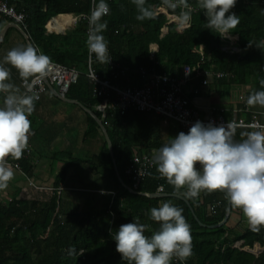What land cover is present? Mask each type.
Listing matches in <instances>:
<instances>
[{"label":"trees","instance_id":"16d2710c","mask_svg":"<svg viewBox=\"0 0 264 264\" xmlns=\"http://www.w3.org/2000/svg\"><path fill=\"white\" fill-rule=\"evenodd\" d=\"M106 2L110 13L103 18L108 24L103 35L108 41L112 61L118 63L124 72L122 86L128 85L132 79L134 86L140 82L145 86L147 82L139 75L140 68H144L148 74L170 76L178 75L185 64L200 70L229 72L232 75L226 81L229 86L246 88L245 95L238 93V97H242L241 101L238 98L239 111H251L246 103L247 96L253 91H264L259 83L264 79V50L254 46V42L264 40V0H237L230 13L240 17V24L229 35L237 37L232 42L208 29L207 18L198 8L192 13L190 26L177 31L175 25L170 23L167 32L160 37L165 24L163 15L138 21L131 0ZM189 3L195 7L197 0H189ZM147 4L156 7L162 5V0H147ZM92 5L94 0H19L16 5L18 10L27 14L23 32L29 35L31 44L38 46L51 61L79 71L78 82L80 78L85 80L87 93L82 104L101 120L111 141L113 157L102 131L95 120L86 114L87 128L83 137L91 138L92 134L98 133L102 138V149L88 160L72 158L65 162L52 181V196L47 200H23L19 198L22 187L11 183L7 189L0 190V264H127L116 251L115 233L121 225L138 218L141 223L150 225V230L145 232L150 237L160 227L159 223L151 220L150 209L165 202L183 209L182 214L191 228L193 245L191 257L182 262L173 258L171 264H264V250L261 251L264 248V227L253 231L240 209L230 206L226 222L220 227L209 228L224 219L227 210L225 193L201 192L195 199H185L188 206L175 194L173 186L156 172L155 164L135 186L132 176L127 173L130 166L137 167L133 157L148 155V150L153 151L168 142L164 140L158 124L170 119L153 111L131 109L120 115L111 107L105 111L99 110L97 106L101 99L93 95V85L85 76L89 57L87 22L80 19L75 27L64 34L46 33L45 27L51 17L59 14L84 15ZM121 5L124 6L123 10ZM168 11L173 14L172 10ZM178 12L179 9L176 10ZM154 42L158 50L153 57H149V45ZM249 44L253 46L249 47ZM230 45L237 47L238 52L223 50V47ZM91 67L100 77L111 79L108 65L99 63L93 54ZM198 82L200 84L199 80L194 81L195 84ZM243 107H247V111ZM247 115L245 120L249 121L251 116ZM179 129L178 126V132ZM247 130L236 129L235 140L245 139ZM35 160L37 162L38 159ZM9 161L19 163L21 172L15 171L24 174V179L30 180L34 175L37 166L31 147L29 156L24 153L20 160L9 158ZM81 163L88 164L93 170H103L116 183L117 189L111 194L105 208L83 211L79 199L62 204V184L67 169L70 165ZM86 190L82 188L81 192ZM153 194L163 196L149 197ZM255 245L259 247L256 256L251 252ZM70 247L82 250L83 255L77 259L69 257L67 250Z\"/></svg>","mask_w":264,"mask_h":264},{"label":"clouds","instance_id":"9594fccd","mask_svg":"<svg viewBox=\"0 0 264 264\" xmlns=\"http://www.w3.org/2000/svg\"><path fill=\"white\" fill-rule=\"evenodd\" d=\"M236 2L197 0L194 7L189 0H162V6L173 13L179 9L176 18L186 27L191 24L193 11L201 9L207 18V28L227 37L240 24V17L230 13ZM131 3L137 11L136 20L156 18L154 8L147 0H131ZM123 7L121 5L122 10ZM109 13L106 0H98V3L94 0L88 17L86 45L101 64L112 60L108 41L103 35L108 27L103 18ZM254 46L264 50V40L254 42ZM51 65V58L31 43L10 49L0 63V94L4 96L0 106V190L7 189L15 177L14 165L9 158L20 160L28 147L29 116L39 99L34 84L49 75ZM10 68L18 73L24 91L11 82ZM259 83L264 88V79ZM246 103L264 107V91H253L247 96ZM250 127L254 130L248 131L242 141H236L234 123L215 126L196 121L187 133L180 132L154 149L152 161L156 172L173 186L179 197L195 199L201 192H223L230 205L242 211L252 230L259 231L264 227V125ZM182 213L183 209L170 202L152 207L150 218L160 227L150 237L145 235L150 225L141 223L138 218L121 225L113 239L122 260L127 264H171L174 257L186 261L193 255V245L190 225ZM83 253L73 247L67 250V255L75 259Z\"/></svg>","mask_w":264,"mask_h":264},{"label":"crops","instance_id":"0c3cea01","mask_svg":"<svg viewBox=\"0 0 264 264\" xmlns=\"http://www.w3.org/2000/svg\"><path fill=\"white\" fill-rule=\"evenodd\" d=\"M153 8L156 15H163L165 21L160 34V37H162L167 32V25L169 23L166 20V13L169 11L162 5ZM79 22L80 18L75 14L56 15L51 17L46 24V33L50 35L64 34ZM181 26V23H177L176 30H183L180 28ZM21 32L13 27V22L0 16V63L3 62V57L10 49L31 43L29 35L25 34L22 30ZM157 50V43H151L149 45L151 53L149 57L154 55ZM5 66L10 67L8 65ZM10 71L11 82L20 86L21 91H23L18 73L15 69L10 68ZM132 80L130 82L133 85ZM227 82H213L208 86L200 85L199 82L198 84L192 82L186 87V90L196 88L199 91L197 95L188 94L193 107H196L204 116L208 115L211 109L221 110L224 117L228 120H236L240 117L247 118V114H249L251 118L255 116L264 125V107L250 106L251 111L249 113L239 111L240 104H234L229 99L233 95V92L232 87ZM143 84L140 82L137 86ZM86 86L85 80L80 78V81L70 88L67 96L64 98L58 95L56 88H48L47 92L41 96V99L35 102V110L29 116L31 133L28 145L31 147L32 157L37 167L35 168L34 175L30 177V181L33 184L45 185L50 189V193H47V191H40L38 193L24 192L26 190L24 186H26L25 181L27 182V178L24 179V174L15 171V177L9 183L22 187L19 193V196L22 194L21 199H33L30 194H34V198L47 200L53 195V190H51L52 181L50 180L52 177H55L57 172V167L52 166L54 161H60L63 166L65 162L72 158L88 160L102 149V138L98 133L92 134L91 138L83 137L87 128L85 117L88 114L85 110L86 107L82 104V100L85 99L87 93ZM3 98V94H0V106L3 104ZM64 99L69 101H65ZM154 128H157L156 125H154ZM42 157H46V159L51 161H48L44 165L41 160ZM35 159H38L37 162ZM57 170L59 171V167ZM64 182L61 192L62 204H68L72 201L76 202L79 199L83 211L93 210L94 208H105L109 204L111 194L117 189L116 183L108 178L106 172L101 169L93 170L88 164L84 163L70 165L67 169ZM82 188H86V192H81ZM256 247L258 251L255 253V256L259 252V247L255 245L253 250H251L254 254V250L257 249Z\"/></svg>","mask_w":264,"mask_h":264},{"label":"built area","instance_id":"2783aa9c","mask_svg":"<svg viewBox=\"0 0 264 264\" xmlns=\"http://www.w3.org/2000/svg\"><path fill=\"white\" fill-rule=\"evenodd\" d=\"M18 2L19 0H0V16L13 22L23 31L27 14L17 9L16 5ZM93 7L92 5L88 13L80 15L78 18L85 20L88 24V17H90ZM166 15L167 22L176 25L177 28V23L180 22L176 18V13L170 14L168 12ZM187 27L182 25L180 28L185 29ZM224 38L229 39L231 42L237 39L235 36H227ZM223 50L238 52L237 47L233 45L223 47ZM88 55V69L85 76L93 85V95L101 99V102L97 106L101 111H105L107 107L117 110L120 115L125 114L131 109L140 112L153 111L156 115L175 121L180 128L178 133H187L196 121H200L205 125L212 123L215 126L226 125L228 122H231L236 125L235 130L238 128L254 130V128L250 126L262 125L255 116L249 121H246L243 117L237 118L236 120H228L221 114L222 111L220 112V110L212 109L208 115L203 116L196 107H193L188 94L197 95L199 91L196 88L186 90L188 85L197 80H199L200 84L203 86H208L213 82L222 80L229 81L232 77L229 72L200 70L199 68L185 64L182 66L181 72L178 75L170 76L166 74H148L144 68H140L138 70L139 75L147 82L146 85L141 87L133 86L129 81L128 85L122 86L121 78L124 72L119 64L111 60L107 64L110 71L109 77L111 79L102 78L94 72L91 67V53H89V51ZM151 57H153V55H151ZM79 77V71L52 61L49 75L34 84V90L39 94L38 100L47 92L49 86L55 87L58 95L64 98L70 88L78 83ZM238 98L239 101L242 100L241 96ZM242 109L247 111V107H243ZM24 153L29 156V145ZM133 163L136 164L137 167L134 168L130 166L129 169H127V173L132 176V180L135 181L136 186L145 177L148 169L151 168L154 163L152 157L148 155L134 156ZM12 164L14 165V170L21 172L18 162ZM16 165H18V168L15 167ZM27 182L32 185L30 180L27 179ZM21 197L22 194L19 198ZM213 207L210 208L211 211H213ZM174 261L180 260L175 258Z\"/></svg>","mask_w":264,"mask_h":264},{"label":"rangeland","instance_id":"374dc122","mask_svg":"<svg viewBox=\"0 0 264 264\" xmlns=\"http://www.w3.org/2000/svg\"><path fill=\"white\" fill-rule=\"evenodd\" d=\"M232 87V92L233 95L229 97V99L232 101V103L236 104L238 103V93H242L243 95H245L246 92V88L245 87H241V86H236V87ZM235 93V95H234ZM158 128L162 130L163 132V137L165 138L166 141H169L170 138H175L178 134V125L176 123H174L173 121H167V120H163L160 121L158 124ZM62 156H61V160H62ZM42 163L44 165L47 164L48 161H51L49 159H46V157H42L41 158ZM53 167H59V171L61 170V168L63 167L62 164L60 163V161H54V163L52 164ZM56 169V171L58 172V170ZM56 172V173H57ZM54 177H52V179L50 181H53ZM75 182V181H74ZM26 186H24V188L26 189L24 192L26 193H38L40 191H47V193H50V189L48 187H46L45 185H37V184H29L28 182L25 181ZM37 187V188H36ZM42 193V192H41ZM25 196V194H23ZM33 199H34V194H30ZM48 196V195H47ZM45 196V197H47ZM257 248V247H256ZM258 251V248L254 250V254Z\"/></svg>","mask_w":264,"mask_h":264},{"label":"water","instance_id":"95a60500","mask_svg":"<svg viewBox=\"0 0 264 264\" xmlns=\"http://www.w3.org/2000/svg\"><path fill=\"white\" fill-rule=\"evenodd\" d=\"M13 27H15L19 32H21V29H20L19 26H17L16 24L13 23ZM21 33H22V32H21ZM49 88L52 89L53 87L49 86ZM64 100H65V101H69V100H67V99H64ZM85 110H86L87 113H88V114H89V115L95 120V122H96V124L98 125L99 129L102 131V133H103V135H104V137H105V139H106V142H107L108 150H109L111 156L113 157L111 141H110V139H109V137H108V135H107V132H106V130H105V128H104V126H103L101 120L98 119V118L94 115V113H93L92 111H90V110H88V109H86V108H85ZM147 154H148L149 156H152V155H153V151H152V150H148ZM113 162H114V159H113ZM117 177H118L119 181L122 182L118 175H117ZM131 192L134 193V191H132V190H131ZM162 196H163V194H153V195H149V197H162ZM181 199L184 200L185 203L189 206L188 201H186V200H185L184 198H182V197H181ZM230 206H231V205H230V203H229V201H228V199H227V210H226V213H225V216H224L223 221H222L221 223L217 224V225L209 226V228H217V227H220V226H222V225L226 222V220H227L228 217H229ZM196 220H197V218H196ZM199 225L202 226V227H204L203 224H200V223H199ZM261 250H264V248H262Z\"/></svg>","mask_w":264,"mask_h":264}]
</instances>
